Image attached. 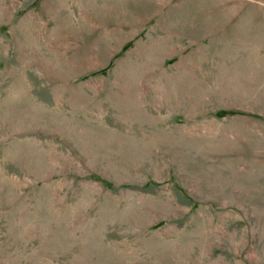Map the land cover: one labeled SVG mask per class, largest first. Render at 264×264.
I'll return each instance as SVG.
<instances>
[{"label":"rangeland","instance_id":"rangeland-1","mask_svg":"<svg viewBox=\"0 0 264 264\" xmlns=\"http://www.w3.org/2000/svg\"><path fill=\"white\" fill-rule=\"evenodd\" d=\"M0 264H264V0H0Z\"/></svg>","mask_w":264,"mask_h":264}]
</instances>
